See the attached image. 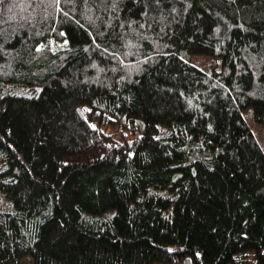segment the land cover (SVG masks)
I'll return each mask as SVG.
<instances>
[{"label": "trees", "instance_id": "1", "mask_svg": "<svg viewBox=\"0 0 264 264\" xmlns=\"http://www.w3.org/2000/svg\"><path fill=\"white\" fill-rule=\"evenodd\" d=\"M246 108L264 0H0V264H264Z\"/></svg>", "mask_w": 264, "mask_h": 264}, {"label": "rangeland", "instance_id": "2", "mask_svg": "<svg viewBox=\"0 0 264 264\" xmlns=\"http://www.w3.org/2000/svg\"><path fill=\"white\" fill-rule=\"evenodd\" d=\"M65 43L67 44V42L55 44L54 42L50 41L49 46L52 48H64ZM192 63L205 69L209 68V58L206 56H194L192 58ZM241 114L245 118L248 127L250 128L251 132L254 134L258 144L264 150V127L261 124L255 122L250 108H246L242 110ZM23 264H28L27 260H24Z\"/></svg>", "mask_w": 264, "mask_h": 264}]
</instances>
